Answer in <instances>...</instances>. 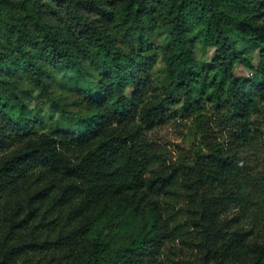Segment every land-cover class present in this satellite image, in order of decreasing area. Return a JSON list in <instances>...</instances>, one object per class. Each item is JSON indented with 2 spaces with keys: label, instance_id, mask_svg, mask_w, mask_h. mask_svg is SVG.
<instances>
[{
  "label": "trees",
  "instance_id": "obj_1",
  "mask_svg": "<svg viewBox=\"0 0 264 264\" xmlns=\"http://www.w3.org/2000/svg\"><path fill=\"white\" fill-rule=\"evenodd\" d=\"M0 1L21 13H0V73L17 66L45 95L48 67L92 66L102 76L81 92L93 111L87 119L33 135L18 98L0 88V203H20L0 235V264H264V164L254 181L239 159L262 138L253 117L264 122V24L254 19L264 0H117L115 10L101 0ZM108 22L152 24L169 38L162 101L143 100L151 60L116 48ZM231 36L260 49L256 67ZM197 39L214 47L220 80L211 95L231 140L208 142L187 165L168 160L146 134L176 95L188 116L201 107L210 87L191 58ZM234 63L253 70L251 78L239 81Z\"/></svg>",
  "mask_w": 264,
  "mask_h": 264
},
{
  "label": "rangeland",
  "instance_id": "obj_2",
  "mask_svg": "<svg viewBox=\"0 0 264 264\" xmlns=\"http://www.w3.org/2000/svg\"><path fill=\"white\" fill-rule=\"evenodd\" d=\"M107 8L114 10L119 7L117 0H101ZM0 13L6 18L12 19L21 16L19 9L14 6L4 5L0 1ZM254 19L256 25L264 24V14H256ZM105 32H108L110 40L116 48L125 51L127 56L135 59L144 52L151 60V68L148 75V84L145 88L143 100L155 99L162 101L166 90L170 86V77L167 72L164 53L167 52L172 43L162 31L156 29L152 24L146 23L142 29L135 26L106 23ZM232 42L238 50L251 61L256 67L260 61V49L255 48L244 38L231 36ZM0 54L5 57V49L0 44ZM192 60L203 67L205 71L206 84L208 88L202 96V105L193 116L186 115L182 106V94L176 95L177 103L165 106V117L163 122L147 132L146 136L150 142L159 146L168 160L180 161L191 165L196 156L206 153V144L210 141H218L229 144L230 131L224 109L213 104L212 88L220 80V74L216 71L213 63L214 47L207 41L197 39L192 43ZM17 66L9 65L0 76L7 78L2 82L0 88L10 90L11 96H16L20 101L21 113L34 121L35 127L28 130L29 135L40 132H57L72 130L81 120L87 119L92 114L81 92L85 88H94L98 80L102 78L101 73L95 67L81 71H64L63 69L47 68L44 75L48 95L42 93L31 80L30 74ZM233 74L239 81L251 78L253 70L234 63ZM99 70V69H98ZM131 88L127 87L125 93L129 95ZM223 99V98H222ZM254 130L258 129L259 144L240 151L239 159L245 169L256 181L263 169L264 147V122L259 116L254 115ZM261 137V136H260ZM19 140L10 142L11 148L17 145ZM259 147V148H258ZM17 198L5 199L0 203V235L3 226L10 219L12 212L19 205ZM254 210V209H253ZM103 234L111 241L119 242L115 229L105 231L101 225ZM194 264V263H192Z\"/></svg>",
  "mask_w": 264,
  "mask_h": 264
}]
</instances>
